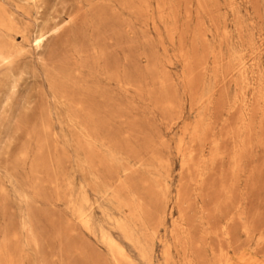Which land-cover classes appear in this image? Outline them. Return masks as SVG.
Wrapping results in <instances>:
<instances>
[{"label": "rangeland", "instance_id": "374dc122", "mask_svg": "<svg viewBox=\"0 0 264 264\" xmlns=\"http://www.w3.org/2000/svg\"><path fill=\"white\" fill-rule=\"evenodd\" d=\"M0 16V46L21 47L0 62V264H128L104 235L134 264L169 246L173 264H264V0H0ZM251 47L257 88L231 111Z\"/></svg>", "mask_w": 264, "mask_h": 264}, {"label": "bare ground", "instance_id": "6f19581e", "mask_svg": "<svg viewBox=\"0 0 264 264\" xmlns=\"http://www.w3.org/2000/svg\"><path fill=\"white\" fill-rule=\"evenodd\" d=\"M37 1V0H36ZM207 1V0H206ZM230 1V0H229ZM257 1V0H256ZM203 2V1H202ZM231 2H233V1H231ZM234 3V2H233ZM5 4V3H4ZM203 4V3H202ZM207 4H208V2H207ZM175 6V5H174ZM231 6V5H230ZM200 7V6H199ZM234 7V6H233ZM233 7H232V9H233ZM235 9V8H234ZM218 10V9H217ZM37 12V11H36ZM206 12V11H205ZM19 13V12H18ZM232 13H233V11H232ZM27 16V15H26ZM210 16V15H209ZM238 16V15H237ZM170 17V16H169ZM262 17V16H261ZM176 19V18H175ZM4 20H5V18L4 17H1L0 16V23L1 24H3V22H4ZM261 20V19H260ZM204 24V23H203ZM255 25V24H254ZM203 28V27H202ZM17 30V32H19L21 35H22V38L24 39V40H29V39H31L30 41L36 46V47H39V46H41L42 44H44V42H45V40H46V38H47V36H48V32H45L44 31V29L43 28H40V29H38V30H36L35 32H32V33H29L28 32V30H26V29H16ZM176 30V29H175ZM54 32V31H53ZM237 32H238V30H237ZM201 33V32H200ZM50 35V34H49ZM223 35V34H222ZM226 35V34H225ZM248 35H250L251 36V34H249V32L247 33V36ZM4 36H7L8 38H10V40L9 41H16L15 40V38L14 37H12V36H9V33H5V35ZM243 36V35H242ZM260 39V38H259ZM243 41V40H242ZM255 41V40H254ZM263 41V40H262ZM196 44V43H195ZM251 44H253V43H251ZM199 47V46H198ZM196 48H197V46H196ZM21 49V47H19V46H16L15 44H12L10 47H8V48H3V47H1L0 46V62H2V61H6V60H9L10 58H11V56H12V54H14V53H16V52H18L19 50ZM240 49H243V48H240ZM215 50V49H214ZM257 50H258V52H260V47H258L257 48ZM210 51H212V50H210ZM221 51V50H220ZM263 52V51H262ZM193 54H194V52H193ZM214 55V54H213ZM239 57H237V56H235V58L233 59V60H235V66H234V72H237L239 75H240V78H241V82H242V86H241V91H239L240 92V95H241V97H239L238 98V95L236 96V101L233 103V106H232V110L231 111H234L233 109L235 108V110H238L240 107H239V105H242V101H244V100H247V98L249 97V95H250V93L252 92V91H254V90H256V88H257V86H255V83L253 82V67H254V63H256L255 62V51H254V48L253 47H251L249 50H245V52L242 54H240L239 53ZM260 55V54H259ZM262 55V54H261ZM195 57V56H194ZM257 57V56H256ZM220 58V57H219ZM238 58V59H237ZM208 62V61H207ZM259 66V65H258ZM217 67V66H216ZM190 68H191V66H190ZM198 70V69H197ZM200 70V69H199ZM230 70V69H229ZM192 71V70H191ZM204 71V70H203ZM215 72V71H214ZM197 74V73H196ZM195 75V74H194ZM219 75V74H218ZM218 75L216 74L215 76H217L218 77ZM256 75V74H255ZM259 75V74H258ZM216 78V77H215ZM260 78V77H259ZM229 79H231V78H229ZM256 79V78H255ZM214 80H217V79H214ZM236 81V80H235ZM234 82V81H233ZM226 83V82H225ZM237 83H238V81H237ZM234 84H236V82L234 83ZM169 85V84H168ZM224 85H226V84H224ZM238 86H239V84H238ZM220 89V88H219ZM217 90V89H216ZM262 92V91H261ZM239 94V93H238ZM239 95V96H240ZM209 98V97H208ZM207 100V99H206ZM245 102V101H244ZM254 103H252V104H255L256 105V103H255V101H253ZM230 105V104H229ZM248 105V104H247ZM258 105H259V103L257 104V107H258ZM244 106H246V105H244ZM238 107V109H236ZM248 107V106H247ZM245 108V107H244ZM260 108H261V106H260ZM258 109H259V107H258ZM244 111H246V110H244ZM249 111V110H248ZM238 112V111H237ZM254 111H252V113H253ZM259 112V111H258ZM247 113H250V112H247ZM252 113H251V116H256V114H255V112L253 113L254 115H252ZM238 114H240V112L238 113ZM244 114V113H243ZM242 116H244V115H240V118L242 117ZM243 119H244V121H245V123L247 122L246 121V118H244V117H242ZM261 118L262 119H264V110H262V112H261ZM250 119V118H249ZM255 119V118H254ZM242 120V119H241ZM239 121H240V119H239ZM240 123H241V121H240ZM261 123H262V121H261ZM252 124H254V122L253 123H251L250 121L249 122H247V125H245L246 126V128H244V130H246V131H248V135L250 136V134L249 133H252V129H254V128H252ZM202 125V124H201ZM244 125V124H243ZM242 125V127H244ZM61 126V125H60ZM241 127V126H240ZM237 130V129H236ZM239 130V129H238ZM239 132V131H238ZM253 132H254V130H253ZM256 133H257V131H256ZM237 135V134H236ZM238 136H239V134H238ZM240 137V136H239ZM251 137V136H250ZM253 137V136H252ZM255 137V136H254ZM261 138H262V140H263V138L264 137H262L261 136ZM260 138V139H261ZM239 139V138H238ZM243 139V138H242ZM239 140H241V139H239ZM253 140V139H252ZM242 142H243V140H241ZM260 141V140H259ZM247 142V141H246ZM263 142V141H262ZM260 143V144H263V143ZM243 144H244V142H243ZM250 144V143H249ZM215 147H216V144L214 145ZM246 146V145H245ZM261 146H263V145H261ZM214 147V148H215ZM239 149H240V147H239ZM244 149V148H243ZM247 149V147L244 149V151ZM241 150V149H240ZM184 151V150H183ZM237 151H238V149H237ZM186 152V151H185ZM184 153V152H183ZM237 153V152H236ZM236 153H235V156L234 157H236ZM241 153V152H240ZM239 152L237 153L238 155L240 154ZM190 154V153H189ZM213 154H215V156H216V152L215 153H213ZM191 155V154H190ZM189 155V156H190ZM211 155V154H210ZM238 155H237V157H238ZM243 155V154H242ZM210 157V156H209ZM212 157H213V155H212ZM222 157H223V155H222ZM233 157V158H234ZM236 157V158H237ZM190 159H192V157H189ZM213 158H215V157H213ZM236 158L234 159V160H236ZM202 160V159H201ZM205 160H207V159H205ZM211 160H212V158H211ZM188 161H190V160H188ZM238 161V160H237ZM237 161H235V162H237ZM240 161V160H239ZM242 162V161H241ZM240 162V163H241ZM210 163V162H209ZM201 165V164H200ZM240 165V164H239ZM212 167V166H211ZM233 167H234V164H233ZM236 167H237V164H236ZM236 167L234 168V169H236ZM234 169L232 170V171H234ZM240 174V173H239ZM199 177H202V176H199ZM237 177V176H236ZM201 179V178H200ZM203 179V178H202ZM233 180V179H232ZM235 181V180H234ZM200 182V181H199ZM122 183V182H121ZM123 184V183H122ZM125 186V185H124ZM232 186V185H231ZM176 191H177V189H176ZM182 194V193H181ZM176 195H177V193H176ZM180 195V194H179ZM179 195H177V197L179 198ZM177 198V199H178ZM181 198H179V200H180ZM175 201V200H174ZM179 202V201H178ZM171 209V208H170ZM217 209V208H216ZM217 211V210H216ZM212 213V212H211ZM211 215V214H210ZM233 216V215H232ZM237 216H238V214H237ZM185 217V216H184ZM78 221V220H77ZM230 221V220H229ZM172 223V222H171ZM117 224V223H116ZM229 224V223H228ZM140 225L138 224V223H133V224H128L127 222H125V221H122V222H120L119 223V229L125 234V236L132 242V243H134V244H136L137 246H138V248H139V250H140V252L142 253V255H143V257L145 258V259H147V260H149V261H151V260H153V258H154V249H153V246L151 245V242H152V240H153V238H152V234L150 233V231L148 230V229H146V231H145V234H146V237L145 238H142L140 235H137L136 234V232L134 231V230H136V228L137 227H139ZM183 226V225H182ZM184 227V226H183ZM208 227V226H207ZM212 230V229H211ZM221 231H223V234H227V231H228V227L227 226H223L222 227V230ZM245 231L250 235V236H254L253 235V232L254 231H252V230H250V228H248V227H245ZM209 232V231H208ZM212 232H214V231H212ZM210 233V232H209ZM170 234V233H169ZM214 234H218L217 232H214ZM226 237V236H225ZM187 237H185V239H186ZM222 238H223V236H222ZM258 239V241L259 242H263L264 241V228L263 229H261V231H260V233H259V235H258V237H257ZM184 239V238H183ZM188 239V238H187ZM103 240H104V242H105V244L108 246V248H109V250L111 251V254H112V257H113V259L114 260H116V261H119V259H122V260H124L126 263H128V264H134V260L129 256V254L127 253V251H126V249L124 248V246L119 242V241H117L114 237H112V236H110V235H104V237H103ZM182 240V239H181ZM190 242H191V240H190ZM190 242H189V244H188V248L187 249H189V246H190ZM182 244V243H181ZM104 247V246H103ZM105 248V247H104ZM252 249H254V248H252ZM106 250V249H105ZM171 249H170V246L169 247H167L166 248V250H165V252H164V257H165V264H173V260H172V254H171V251H170ZM187 254V253H186ZM185 254V255H186ZM186 258V257H185ZM189 260H190V258H189ZM188 260V262H187V264H192V262H190V261H192V260H190L189 261ZM222 260V259H221ZM247 261V260H246ZM227 262V261H226ZM225 262V263H226ZM116 263V262H115ZM222 263V262H221ZM220 263V261H219V264H221ZM195 264V263H194ZM211 264H214V263H211Z\"/></svg>", "mask_w": 264, "mask_h": 264}]
</instances>
